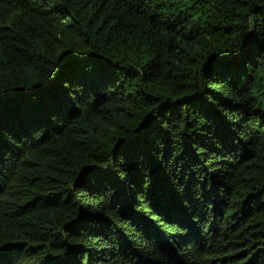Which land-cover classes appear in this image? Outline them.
<instances>
[{"label":"trees","instance_id":"trees-1","mask_svg":"<svg viewBox=\"0 0 264 264\" xmlns=\"http://www.w3.org/2000/svg\"><path fill=\"white\" fill-rule=\"evenodd\" d=\"M3 264H264V0H0Z\"/></svg>","mask_w":264,"mask_h":264},{"label":"snow or ice","instance_id":"snow-or-ice-1","mask_svg":"<svg viewBox=\"0 0 264 264\" xmlns=\"http://www.w3.org/2000/svg\"><path fill=\"white\" fill-rule=\"evenodd\" d=\"M2 256H3V249L2 247H0V264H3Z\"/></svg>","mask_w":264,"mask_h":264}]
</instances>
